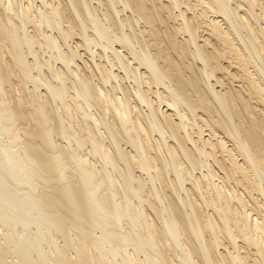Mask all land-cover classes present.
Instances as JSON below:
<instances>
[{"label":"bare ground","instance_id":"1","mask_svg":"<svg viewBox=\"0 0 264 264\" xmlns=\"http://www.w3.org/2000/svg\"><path fill=\"white\" fill-rule=\"evenodd\" d=\"M0 264H264V0H0Z\"/></svg>","mask_w":264,"mask_h":264}]
</instances>
